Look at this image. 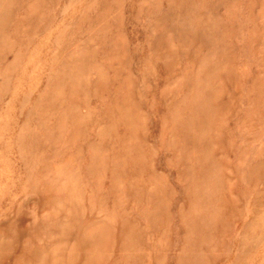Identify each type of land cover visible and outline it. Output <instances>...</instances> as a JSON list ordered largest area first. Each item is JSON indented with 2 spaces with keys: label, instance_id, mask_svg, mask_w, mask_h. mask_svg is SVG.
<instances>
[{
  "label": "rangeland",
  "instance_id": "rangeland-1",
  "mask_svg": "<svg viewBox=\"0 0 264 264\" xmlns=\"http://www.w3.org/2000/svg\"><path fill=\"white\" fill-rule=\"evenodd\" d=\"M0 264H264V0H0Z\"/></svg>",
  "mask_w": 264,
  "mask_h": 264
}]
</instances>
